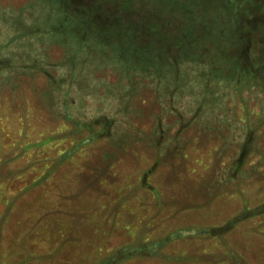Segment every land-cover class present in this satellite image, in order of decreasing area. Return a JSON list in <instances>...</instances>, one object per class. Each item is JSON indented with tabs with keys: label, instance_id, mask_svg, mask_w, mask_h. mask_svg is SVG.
<instances>
[{
	"label": "rangeland",
	"instance_id": "374dc122",
	"mask_svg": "<svg viewBox=\"0 0 264 264\" xmlns=\"http://www.w3.org/2000/svg\"><path fill=\"white\" fill-rule=\"evenodd\" d=\"M231 1L0 0V264H264V0Z\"/></svg>",
	"mask_w": 264,
	"mask_h": 264
},
{
	"label": "trees",
	"instance_id": "16d2710c",
	"mask_svg": "<svg viewBox=\"0 0 264 264\" xmlns=\"http://www.w3.org/2000/svg\"><path fill=\"white\" fill-rule=\"evenodd\" d=\"M231 1V0H230ZM233 1H231V4H232V6L234 7V4L232 3ZM232 23V21L230 20V21H228V22H226V24H225V26L227 25V27H228V24H231ZM182 27H183V25H182ZM182 27L180 26V25H177V31L178 32H180V34L179 35H181L182 33H181V31H182ZM229 29L231 30V25L229 26ZM105 37V36H104ZM256 37L257 38H259L260 37V33L258 32V33H256ZM105 39H107V38H105ZM109 39H111L114 43H116V45L118 46V44H121L117 39H113L112 37L111 38H109ZM134 42H130V43H128V45L127 46H123V47H125V49L128 51V52H130V53H132V55H135L136 54V52H135V50H137V48H139V49H142V45H141V43H140V41H137V44H133ZM253 46V45H252ZM122 47V46H121ZM253 52H254V54H255V57H260V48L259 47H254L253 48ZM195 54V53H194ZM198 54V53H197ZM195 56H197V55H195ZM255 63V62H254ZM259 66L260 65H255V67L256 68H254V70L255 71H259ZM207 68H209V65L207 66ZM264 80V79H263Z\"/></svg>",
	"mask_w": 264,
	"mask_h": 264
}]
</instances>
